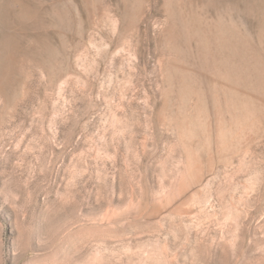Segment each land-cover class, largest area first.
I'll return each mask as SVG.
<instances>
[{"label":"rangeland","instance_id":"374dc122","mask_svg":"<svg viewBox=\"0 0 264 264\" xmlns=\"http://www.w3.org/2000/svg\"><path fill=\"white\" fill-rule=\"evenodd\" d=\"M0 264H264V0H0Z\"/></svg>","mask_w":264,"mask_h":264}]
</instances>
